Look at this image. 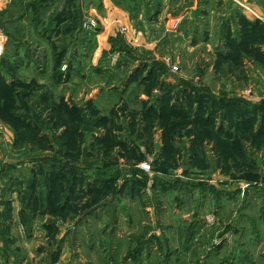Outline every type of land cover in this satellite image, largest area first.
Here are the masks:
<instances>
[{
	"label": "rangeland",
	"instance_id": "1",
	"mask_svg": "<svg viewBox=\"0 0 264 264\" xmlns=\"http://www.w3.org/2000/svg\"><path fill=\"white\" fill-rule=\"evenodd\" d=\"M214 7L0 1V150L46 188L0 234L41 232L44 264H264V19Z\"/></svg>",
	"mask_w": 264,
	"mask_h": 264
},
{
	"label": "crops",
	"instance_id": "2",
	"mask_svg": "<svg viewBox=\"0 0 264 264\" xmlns=\"http://www.w3.org/2000/svg\"><path fill=\"white\" fill-rule=\"evenodd\" d=\"M220 5H221V8L214 7L211 10L210 21L212 23H215L216 17L218 18L224 17L223 19L230 17L231 15H233L234 10H238L246 17V19H249L252 21L256 19H261V20L264 19V0H238V1L220 0ZM185 15H188V13ZM214 15H216V17H214ZM230 26H231V31H232L236 27V24L233 22L230 24ZM211 27L213 28V25H211ZM11 130L12 129L10 125L6 124L5 121L3 123H0V133H2L1 134L2 137L0 136V138L7 139V141L10 143ZM15 151L19 153L15 155L17 157L20 156V158L18 160H13V161L17 163H20V162L23 163L22 162L23 159H26V158H23L24 154L22 153V150H15ZM32 155H35L36 160L40 159V157L45 156L44 153L40 155L38 153L35 154L34 152H32ZM10 162L12 163V160L10 161L8 158L4 157V154H1V150H0V172H1V175H0V219H4V216H5V219H8L7 223H10V226L12 224V226L14 227V226H17L18 223L20 222L19 206H22L23 204L25 205L24 199L26 200L29 197L28 192L32 194L30 185H32V180L34 179L33 174L38 173V172L37 171L30 172V169L28 170V167H23L22 164L20 166V170L16 169L15 171H11V170L7 171L8 166L9 165L11 166ZM19 177L21 178L18 181L17 179ZM45 189L46 188H45L43 175L41 174L39 175L38 173L37 188H36V193L34 194V200L37 201V203L39 202L41 197H44ZM5 202H10L13 206V208H11L9 216H7V211L5 210V207L3 206ZM17 203H18V206H16ZM37 216L41 219H44V216H39V215ZM38 221L39 220H37V224H38ZM136 227L137 226L133 227L134 233H137L136 230L139 229V227L138 229ZM36 228H38V225L36 226ZM36 231L39 233L38 230ZM118 231H120V228ZM10 233H13V232H10ZM20 233H23V232H20ZM28 236L29 234H0V264H39L38 262L40 260V257H41L42 264H44L43 262L44 261L43 259L44 251L42 249L39 251L38 249L40 244L44 243L43 242L44 235H42L40 232V234H32L30 239ZM174 236L176 237V239L177 238L179 239L176 242V246L174 247L176 249H179L178 252L180 254L184 253L187 255L191 251L196 252V250H194V247L192 246L193 244L192 241L189 243L185 241V243L181 244L182 240L186 239V236L184 237L180 234H174ZM39 241L41 243H39ZM175 248H172V250H174ZM169 249L170 248H167V250ZM170 253H171V250H170ZM154 255L155 254L152 251V259Z\"/></svg>",
	"mask_w": 264,
	"mask_h": 264
},
{
	"label": "trees",
	"instance_id": "3",
	"mask_svg": "<svg viewBox=\"0 0 264 264\" xmlns=\"http://www.w3.org/2000/svg\"><path fill=\"white\" fill-rule=\"evenodd\" d=\"M250 32H248L247 33V31H245L244 32V36H247L248 34H249ZM234 43H235V41H233ZM233 45V44H232ZM9 89H11V88H7V86H2V87H0V94H2V93H4V90H9ZM262 107H264V106H261L260 107V109L262 110ZM239 116H240V118H241V120H242V122H244V121H246V119H249L250 118V121H255V119L256 118H254L255 116H253V112L252 113H247V114H244V113H242V114H239ZM18 119V118H17ZM20 122H21V120L20 119H18L17 121H15L14 122V127L15 126H18V127H22V126H20L19 124H20ZM27 122V121H26ZM25 123V122H24ZM26 124V123H25ZM26 128H29V129H32V130H34L33 128H31V126H29V125H27L26 124ZM19 129V128H18ZM17 132V131H16ZM41 175H43L42 173H44L43 171H40L39 172ZM59 173V172H58ZM33 176H34V179L32 180V185H30V189L32 190V194H30L29 192H28V194H29V197L25 200L24 199V201H25V203H27L28 201H30L31 203H32V205H37V201H35L34 200V194L36 193V188H37V178H38V173H34L33 174ZM41 199H42V201H44V197H41ZM40 199V200H41ZM40 200H39V202H40ZM44 203V202H43ZM30 205V207L32 206L31 204H29Z\"/></svg>",
	"mask_w": 264,
	"mask_h": 264
},
{
	"label": "built area",
	"instance_id": "4",
	"mask_svg": "<svg viewBox=\"0 0 264 264\" xmlns=\"http://www.w3.org/2000/svg\"><path fill=\"white\" fill-rule=\"evenodd\" d=\"M141 167H142L143 169H145V170H149V166L142 165Z\"/></svg>",
	"mask_w": 264,
	"mask_h": 264
},
{
	"label": "bare ground",
	"instance_id": "5",
	"mask_svg": "<svg viewBox=\"0 0 264 264\" xmlns=\"http://www.w3.org/2000/svg\"><path fill=\"white\" fill-rule=\"evenodd\" d=\"M0 1H4V0H0Z\"/></svg>",
	"mask_w": 264,
	"mask_h": 264
}]
</instances>
